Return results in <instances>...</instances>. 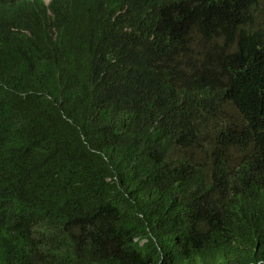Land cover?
<instances>
[{
    "label": "trees",
    "instance_id": "1",
    "mask_svg": "<svg viewBox=\"0 0 264 264\" xmlns=\"http://www.w3.org/2000/svg\"><path fill=\"white\" fill-rule=\"evenodd\" d=\"M221 1L183 42L158 0H11L0 264H264V79Z\"/></svg>",
    "mask_w": 264,
    "mask_h": 264
},
{
    "label": "clouds",
    "instance_id": "2",
    "mask_svg": "<svg viewBox=\"0 0 264 264\" xmlns=\"http://www.w3.org/2000/svg\"><path fill=\"white\" fill-rule=\"evenodd\" d=\"M46 11L52 0H39ZM105 1V0H92ZM218 14L215 20L224 23L227 31H233L234 40L238 44L236 46H223L224 37L219 41L223 49L237 48L242 49L246 53H250L260 60L259 65L251 66V70L246 72L253 82L264 79V0H222L218 5ZM194 11L196 9H207L203 5L202 0H158L155 14L159 18H166L175 23H181L184 29V40L187 41V33L183 25L182 12L184 10ZM74 10V9H73ZM80 11V8H77ZM84 11V10H83ZM82 12V11H81ZM18 11L11 6V0H0V14L5 16L6 22H14ZM0 30H2L0 28ZM3 31V30H2ZM197 34H193V37ZM247 39V40H246ZM145 39L139 46L145 44ZM243 40V44L238 42ZM247 41V44L244 42ZM160 123L159 120L152 119L149 130V141H157L159 132L154 128Z\"/></svg>",
    "mask_w": 264,
    "mask_h": 264
}]
</instances>
